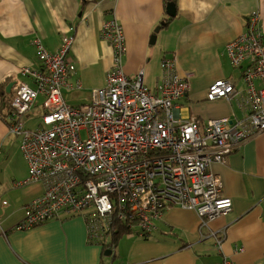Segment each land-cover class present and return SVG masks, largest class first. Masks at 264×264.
Wrapping results in <instances>:
<instances>
[{
    "label": "crops",
    "instance_id": "0c3cea01",
    "mask_svg": "<svg viewBox=\"0 0 264 264\" xmlns=\"http://www.w3.org/2000/svg\"><path fill=\"white\" fill-rule=\"evenodd\" d=\"M177 3V15L161 28L152 44L154 29L168 16L165 0H0V264H210L226 257L235 264H264V130L245 139L224 162L211 164L222 180L223 194L233 199V209L209 223L202 224L192 209L171 206L154 220L149 233L140 231L135 222L133 229L138 234L131 233L132 229L114 236L99 229L102 238L90 241L92 209L62 213L28 230L16 229L25 206L43 193V185H17L27 179L28 164L18 140L9 134L7 106L17 82L34 86L33 78L21 69L41 70L38 39L56 51L65 36L73 35L68 58L77 66L74 78L80 79L84 90L105 87L114 50L102 39L101 24L116 18L126 35L123 67L130 77L143 71L144 83L150 87L148 74L149 79L157 74V86L163 61L176 59V73L187 77L191 85L177 101L181 118L196 117L205 123L210 118L244 116L247 107L239 95L209 100L207 94L219 79L232 80L239 91L245 89L242 73L250 66L249 58L246 54L239 66L233 65L228 46L247 29L254 11L260 15L258 33L264 40V0ZM177 22L179 34L166 43L170 27ZM182 53L189 57L194 73L181 71ZM226 58L237 71L235 76L229 70L215 74L224 68ZM207 63L215 69L206 77ZM111 241L112 247L108 246Z\"/></svg>",
    "mask_w": 264,
    "mask_h": 264
},
{
    "label": "built area",
    "instance_id": "2783aa9c",
    "mask_svg": "<svg viewBox=\"0 0 264 264\" xmlns=\"http://www.w3.org/2000/svg\"><path fill=\"white\" fill-rule=\"evenodd\" d=\"M260 15L254 11L247 29L228 46L232 64L239 66L247 54L250 66L243 70L245 89L232 80L219 79L207 98L231 99L239 95L247 111L240 119L180 117L178 100L190 89L187 77L176 73V59L162 63L163 75L155 89L144 83V72L130 77L123 67L126 35L116 18L103 20L101 37L114 50L107 85L92 91V101L66 102L63 89L82 88L73 80L77 66L68 58L74 36H65L61 47L48 50L40 39L41 70L23 67L34 86L19 81L8 112L9 134L21 138L28 177L17 185L40 182L43 193L25 206L16 229L28 230L62 213L89 209V240L108 232L114 223L137 221L149 233L154 220L170 206L196 211L202 224L225 216L233 199L223 194V183L211 164L224 162L248 137L264 130V40ZM42 99L37 128L26 126ZM102 236L100 237V239ZM99 239V241H100ZM217 242L220 244V240ZM210 264H235L230 258Z\"/></svg>",
    "mask_w": 264,
    "mask_h": 264
},
{
    "label": "rangeland",
    "instance_id": "374dc122",
    "mask_svg": "<svg viewBox=\"0 0 264 264\" xmlns=\"http://www.w3.org/2000/svg\"><path fill=\"white\" fill-rule=\"evenodd\" d=\"M179 28L180 27L178 26V22L173 24L170 27L168 36L165 38V42L166 43H171V42H173L175 40V37L179 34ZM163 35H165V34H163ZM157 45H158V43H156L154 46H157ZM180 57L181 58H180V62L179 63H181L182 60L185 61V63H183V65H182V68H180L181 71L182 72H193L194 73L195 72L194 71L195 67L194 66L190 67L189 57L187 59V55H185L184 53H182L180 55ZM186 59H187V61H186ZM225 63L227 64L228 67L226 66ZM195 66H196V62H195ZM205 68H206V70H203V72H204V75L206 77H207V75L213 73L214 72L213 69H215V68H211V64L210 63H207ZM224 70L225 71L229 70L230 73L233 72L234 76L237 74V71L232 70L231 63H230V61L228 62L227 58L225 59V62H224V68L223 69H216L215 70V74H219V73L223 72ZM160 74H161V76L163 75L162 71H161ZM158 76L159 75H157V74H153L152 78L149 79V74H148L146 82L149 84L150 88H156L157 77ZM74 77H73V80H77L78 79V78H74ZM192 81H193V78L191 79V82ZM63 90H64V93H63L64 99L66 100L67 103H69L71 105H80V104L89 103V102L92 101V91L94 90V88L90 89L88 87H85V90L83 88L82 89H68V88H65ZM39 101H41L40 104L42 105V99L41 98L39 99ZM40 104L38 106H35L33 109H31L30 112H29V115H25V117L23 118L27 127L35 129V128H37L38 124L40 123L41 115H42V107H41ZM11 135L18 140V144H19V147H20L21 138L19 136H17V135H14V134H11ZM20 150H21V147H20ZM131 233L138 234L137 228H134Z\"/></svg>",
    "mask_w": 264,
    "mask_h": 264
},
{
    "label": "trees",
    "instance_id": "16d2710c",
    "mask_svg": "<svg viewBox=\"0 0 264 264\" xmlns=\"http://www.w3.org/2000/svg\"><path fill=\"white\" fill-rule=\"evenodd\" d=\"M170 2H175L176 8H178L177 0H165L166 7H167V4ZM163 20H166L167 22H169L171 20V17L167 16V17L163 18ZM6 103H8V101H6ZM10 103H11V101H10ZM7 107L10 110V105H8ZM9 110H8V112H9ZM135 222H137V221L134 219L130 223H127V222L114 223L113 226L111 227V229L107 232V234L112 232L114 236H117V234L119 235V234L126 232V231H132L133 226L136 224ZM104 246H105V244H104ZM108 246H111V247L114 246V242L111 241V243Z\"/></svg>",
    "mask_w": 264,
    "mask_h": 264
},
{
    "label": "water",
    "instance_id": "95a60500",
    "mask_svg": "<svg viewBox=\"0 0 264 264\" xmlns=\"http://www.w3.org/2000/svg\"><path fill=\"white\" fill-rule=\"evenodd\" d=\"M166 9H167V10H166L167 15H168L169 17H175V16L177 15V8H176V3H175V2H170V3H168ZM166 24H167V21H166V20H162V21L156 26V28L154 29V32H153V34H152V36H151V40H150L152 44H154V43L157 41L159 31H160L161 28H162L163 26H165ZM9 87H10V85H9ZM9 87L7 88V91L10 90Z\"/></svg>",
    "mask_w": 264,
    "mask_h": 264
},
{
    "label": "bare ground",
    "instance_id": "6f19581e",
    "mask_svg": "<svg viewBox=\"0 0 264 264\" xmlns=\"http://www.w3.org/2000/svg\"><path fill=\"white\" fill-rule=\"evenodd\" d=\"M107 85V84H106ZM171 207V206H170ZM169 208V207H168Z\"/></svg>",
    "mask_w": 264,
    "mask_h": 264
}]
</instances>
